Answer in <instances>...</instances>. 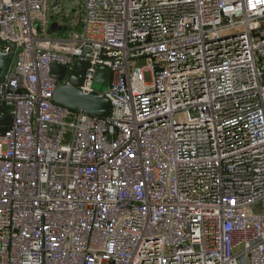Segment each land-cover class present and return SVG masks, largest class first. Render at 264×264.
Instances as JSON below:
<instances>
[{"label":"built area","instance_id":"built-area-1","mask_svg":"<svg viewBox=\"0 0 264 264\" xmlns=\"http://www.w3.org/2000/svg\"><path fill=\"white\" fill-rule=\"evenodd\" d=\"M43 1L0 0V264H264V0H84L68 39ZM77 62L107 117L53 101Z\"/></svg>","mask_w":264,"mask_h":264},{"label":"water","instance_id":"water-1","mask_svg":"<svg viewBox=\"0 0 264 264\" xmlns=\"http://www.w3.org/2000/svg\"><path fill=\"white\" fill-rule=\"evenodd\" d=\"M63 7L59 0H54L52 5L50 19L58 16ZM49 28L52 30H60L62 27L56 20H51ZM7 43L0 37V83L5 79L6 74L11 69L12 62L15 60L12 53H5L3 46ZM12 49L15 48L14 44H11ZM88 65L86 63L77 62L73 65L71 70H67L65 67L58 64H52L50 66V75L57 80H62L67 74L70 85H59L53 93V101L57 104L63 105L72 110H82L83 112L100 117H107L110 114V100L105 96H100L94 89L89 94H84L79 86L81 85L84 77V72ZM99 68V69H98ZM96 69L95 80L100 82H107L109 84L111 79V71L105 67H98ZM9 110L10 108L4 105H0V110ZM11 116L5 114L0 115V128L2 131L6 129V126L10 124Z\"/></svg>","mask_w":264,"mask_h":264},{"label":"rangeland","instance_id":"rangeland-1","mask_svg":"<svg viewBox=\"0 0 264 264\" xmlns=\"http://www.w3.org/2000/svg\"><path fill=\"white\" fill-rule=\"evenodd\" d=\"M62 5L64 6L63 10L60 14L53 19H50V13L52 9V5L54 0H44L41 5L40 13H32L31 19L33 21L34 28L37 30V36H44L49 38H70L72 33L69 29V21L74 14L79 19L83 16V7L84 0H80V3L77 0H60ZM73 5L75 7L73 8ZM68 7V11H67ZM51 20H61L60 23L62 29L60 30H52L49 28V23ZM144 64V63H143ZM99 69V68H98ZM144 79L149 81L150 73L149 71H144ZM107 82H100L98 80H93V88L97 91L104 92L108 88Z\"/></svg>","mask_w":264,"mask_h":264}]
</instances>
